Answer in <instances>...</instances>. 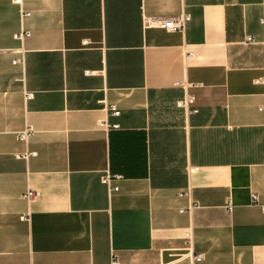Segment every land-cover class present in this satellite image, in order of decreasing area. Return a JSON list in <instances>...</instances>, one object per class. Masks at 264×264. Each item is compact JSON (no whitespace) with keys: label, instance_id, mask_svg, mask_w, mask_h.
Instances as JSON below:
<instances>
[{"label":"crops","instance_id":"crops-1","mask_svg":"<svg viewBox=\"0 0 264 264\" xmlns=\"http://www.w3.org/2000/svg\"><path fill=\"white\" fill-rule=\"evenodd\" d=\"M263 43L264 0H0V264H264Z\"/></svg>","mask_w":264,"mask_h":264},{"label":"built area","instance_id":"built-area-1","mask_svg":"<svg viewBox=\"0 0 264 264\" xmlns=\"http://www.w3.org/2000/svg\"><path fill=\"white\" fill-rule=\"evenodd\" d=\"M17 2H19V0H17ZM21 14V20L24 19L25 16L28 15L27 12H23L20 11ZM190 20V14L187 12H183L181 14L178 15H172V16H168V17H161V16H147L144 15L143 19H142V27L144 28H160V29H164L167 32L168 31H184L185 27L187 26L186 23ZM261 22H263V20H261ZM29 35V32L27 30H22L18 33H16L14 36L17 39L23 40L26 36ZM247 41H251L254 42L255 40L251 37L248 36L246 37ZM263 55H264V43H263ZM12 62L14 63H21L22 62V58L20 59H14ZM256 82L264 84V77L259 78L256 80ZM196 86H200V84H196ZM32 94L28 93V97H31ZM195 101V97L192 94L187 93L184 97V99L179 100L176 102V105H178L179 107L182 108H188L190 106H192V104ZM112 109V113L113 115H119V110L116 109L115 107L111 106ZM260 110H263L264 107L261 106L259 107ZM192 112H197L196 109H192ZM100 124H102V122H100ZM103 125V124H102ZM106 126H110L112 128L118 129L120 128L119 124H111L109 125L108 123L105 124ZM31 127H26L25 129L19 131L17 133V137L19 140H26L28 135L31 133ZM34 152H28V153H22L21 155H17L18 157L21 158H26L28 157V155H33ZM122 178V175L120 174H105L101 177V183L104 184L108 190H117L118 187L114 184H112V182L114 180H118ZM35 192L33 190H30L26 193V198L28 200L32 199L35 196ZM252 199L256 200V196L253 195ZM231 207V202L229 201V205H228V209L230 210ZM261 210L264 212V205H261ZM183 211V210H181ZM191 211V207L190 209L187 210V212ZM19 219L22 221H27L29 219V214L28 213H24L22 215L19 216ZM192 239H193V233L190 230H187L184 232V240H185V245H184V250L179 254V258H186L188 259L190 262L192 261H200L202 260V255L201 254H195L193 252V248H192ZM110 264H119V261L117 259V255L115 254L114 251L111 252V256H110Z\"/></svg>","mask_w":264,"mask_h":264}]
</instances>
